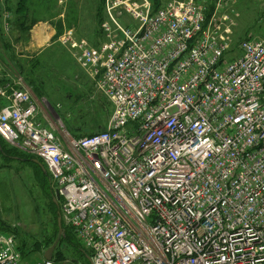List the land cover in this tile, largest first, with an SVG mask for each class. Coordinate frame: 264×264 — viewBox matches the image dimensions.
Listing matches in <instances>:
<instances>
[{
  "label": "built area",
  "instance_id": "obj_1",
  "mask_svg": "<svg viewBox=\"0 0 264 264\" xmlns=\"http://www.w3.org/2000/svg\"><path fill=\"white\" fill-rule=\"evenodd\" d=\"M241 1L105 0L98 48L66 32L114 106L102 133L59 139L0 87V137L43 161L92 264H264V38L232 46ZM17 246L0 234V264Z\"/></svg>",
  "mask_w": 264,
  "mask_h": 264
},
{
  "label": "rangeland",
  "instance_id": "obj_2",
  "mask_svg": "<svg viewBox=\"0 0 264 264\" xmlns=\"http://www.w3.org/2000/svg\"><path fill=\"white\" fill-rule=\"evenodd\" d=\"M4 1L8 3L12 0ZM246 1H241L237 7L239 18L230 36L232 46L244 39L264 38V25H260L264 13V0ZM92 2L93 0H85L81 29L78 28L80 22H76L79 34L76 33L77 30L76 32L70 30L74 32L78 41H86L89 44L93 41L102 42L103 36L100 30L105 20L104 7L95 19V11L90 7ZM30 8L32 13L28 23L45 19L42 17L43 5ZM52 10L54 8H51ZM2 14L0 10L1 37ZM20 16L23 19L25 15ZM89 17H92V23ZM27 35L20 34V41L27 42ZM41 51H36L34 54L27 53L25 57H21L23 72L18 73L25 79L33 93L38 110V121L43 126L57 131L54 133L56 136L68 131L75 138H84L104 132L114 106L100 92L97 82L89 72L78 64L74 52L58 43ZM2 146L3 152L8 157L4 158L0 155V234L15 236L18 247L24 248L25 254H29L24 257V261L34 264L43 259L42 254L45 251L44 248L40 252L36 251V246L45 247L50 241L55 242L59 233V231L55 233V216L45 188L42 187L44 178L51 183L50 175L48 172L45 174L40 167L29 161L16 160L18 151L11 145L2 142ZM18 156L25 155L18 152ZM56 226L59 230L58 224ZM71 233L74 235L73 232ZM76 240L77 238L75 243L82 248ZM58 250L60 255H57ZM82 250L84 251L83 248ZM78 254H80L79 249L76 252L72 247H64V245L60 247L59 244L54 257L57 256V264H76V262L89 264Z\"/></svg>",
  "mask_w": 264,
  "mask_h": 264
},
{
  "label": "crops",
  "instance_id": "obj_3",
  "mask_svg": "<svg viewBox=\"0 0 264 264\" xmlns=\"http://www.w3.org/2000/svg\"><path fill=\"white\" fill-rule=\"evenodd\" d=\"M0 1V10L3 13V23L1 24L2 37L0 36V87L10 84L14 88H19V86L22 85L29 89L30 87L26 84L24 85L21 76L18 75V73L20 74L19 70L23 64L20 58L25 57L27 53L34 54L36 51L41 50V52H43L56 45V43L60 44V39L66 32L77 30L76 22H80L78 28L81 29L83 26V23L81 24V15L86 3L85 0H12L8 3L4 0ZM54 1H57V3H54ZM92 3L90 7L95 11L96 19V16L98 18V15H100L101 8L104 7V0H93ZM36 5H43L42 17L45 19L28 23L25 17L29 18L31 16L30 13H32V11L30 7L35 8ZM51 8H54V10L51 11ZM20 15L25 16L22 19ZM5 19L6 21L4 22ZM88 19H90V23H92V17ZM28 26L31 28L27 35V42L23 43L22 40L20 41L19 35L22 34L23 29ZM76 33L79 34V30H77ZM99 43L100 42L97 43L93 41L92 45L90 42L91 46H97ZM16 50H18V52H16ZM21 71L23 72L22 68ZM33 101L35 103L34 96ZM2 107L3 103L0 100V111ZM2 142L5 141L0 137V155L6 158L8 156L3 152L4 148ZM4 147L8 152L6 146ZM18 152H16V160H26L40 167L35 163V161H39L38 159L29 156H27V158L25 157L26 155L21 152L19 153L25 156H18ZM39 162L45 166L43 161ZM45 252L46 250L44 253ZM44 253L42 254L43 257Z\"/></svg>",
  "mask_w": 264,
  "mask_h": 264
},
{
  "label": "trees",
  "instance_id": "obj_4",
  "mask_svg": "<svg viewBox=\"0 0 264 264\" xmlns=\"http://www.w3.org/2000/svg\"><path fill=\"white\" fill-rule=\"evenodd\" d=\"M27 20H28V18L27 17H25ZM24 21H25V19H24ZM26 22V21H25ZM24 26H25V24H24ZM30 26H28V27H26V28H24L23 29V31H22V33H26V34H28V32H29V30H30ZM101 32V31H100ZM21 68H22V66H21ZM21 68H20V70H19V72L22 74V71H21ZM23 70V69H22ZM25 80V79H24ZM26 82V81H25ZM42 187L43 188H45V192H46V196H47V198L50 200V207H51V210H52V212L54 213V216H55V233L57 234L58 233V229H57V218H58V216H57V213H58V208H57V206L55 205V203H54V201H53V198H54V191H53V187H52V184L51 183H49L48 182V180L46 179V178H44L43 180H42ZM48 189V190H47ZM63 228H64V231H65V236H64V238L61 240V243H60V247H62L63 245H64V247H72V248H74V250L76 251V252H78V249H79V252H80V254H78L79 255V257H84L87 261H88V259H87V257H88V255H89V253L84 249V251L82 250V248L77 244V243H75V236L71 233V232H73L71 229H69L68 227H66V226H63ZM71 231V232H70ZM56 238V237H55ZM56 240V239H55ZM77 241V240H76ZM54 242L53 241H50L45 247H42V246H36L37 248H36V251H41L42 250V248H44L43 250H48L51 246H52V244H53ZM78 245V246H77ZM19 249H20V251L22 252V254H23V256L24 257H26L27 255H29V254H25V250H24V248H21V247H19ZM60 249V248H59ZM58 253H57V255H60V252H59V250L57 251ZM42 253V252H41ZM44 253V252H43ZM62 255L64 256V254L62 253ZM54 259H55V261H57V256H55L54 257ZM75 262H76V260H74ZM73 261V262H74ZM88 263H89V261H88ZM76 264H79V262H76Z\"/></svg>",
  "mask_w": 264,
  "mask_h": 264
},
{
  "label": "water",
  "instance_id": "obj_5",
  "mask_svg": "<svg viewBox=\"0 0 264 264\" xmlns=\"http://www.w3.org/2000/svg\"><path fill=\"white\" fill-rule=\"evenodd\" d=\"M36 164H38L42 170L44 171L45 174H47V169L39 162V161H35ZM60 194L59 192H56L53 198V201L55 203V205L58 208V220H57V224H58V228H59V233H58V237L57 240L54 242V244L52 245V247H50L44 254V258L45 260H53L54 258V254L56 252V249L58 248L63 236H64V229H63V220H62V216H61V212L59 209V202H60ZM88 261L92 264V260L90 257H87Z\"/></svg>",
  "mask_w": 264,
  "mask_h": 264
},
{
  "label": "bare ground",
  "instance_id": "obj_6",
  "mask_svg": "<svg viewBox=\"0 0 264 264\" xmlns=\"http://www.w3.org/2000/svg\"><path fill=\"white\" fill-rule=\"evenodd\" d=\"M69 32V31H68ZM64 36V35H63ZM62 36V37H63ZM62 37H61V39H62ZM74 37H75V35H74ZM61 39H60V44H61V46H63L64 48H66V49H68V50H72L71 48H69V47H66L65 45H63V43H62V41H61ZM75 40H77V38L75 37ZM78 41V40H77ZM78 42H80V41H78ZM87 44H89V43H87ZM84 70H86V69H84ZM86 71H88V70H86ZM89 72V71H88ZM89 74L91 75V73L89 72ZM91 77H92V75H91ZM93 78V77H92ZM94 79V78H93ZM21 80L23 81V83H24V85L26 84V82H25V80H24V78L21 76ZM95 80V79H94ZM96 82H97V80H95ZM97 84V83H96ZM27 85V84H26ZM15 89H23V90H27V91H29L30 93H31V96H32V99H33V93H32V91L31 90H29V89H27V88H25V87H23L22 85H20L19 86V88L17 87V88H15ZM111 102V101H110ZM112 103V102H111ZM113 114V113H112ZM112 117V116H111ZM111 119V118H110ZM37 120H38V118H37ZM48 128V127H47ZM50 130H52L54 133L55 132H57V131H55V130H53V129H51V128H49ZM66 132H68V131H66ZM64 133L65 132H63V133H61V135H58L57 137L59 138V139H62V137H63V135H64ZM69 133V132H68ZM70 134V133H69ZM71 135V134H70ZM72 136V135H71ZM92 136V135H91ZM73 138H75L74 136H72ZM75 139H80V138H75ZM17 150V149H16ZM17 151H19V150H17ZM20 152V151H19ZM22 153V152H21ZM24 154V153H23ZM26 155V154H25ZM26 156H29V157H33V156H30V155H26ZM33 158H36V157H33ZM36 159H38L39 161H42V160H40L39 158H36ZM50 175V174H49ZM50 181H51V184H52V187H53V189H54V195H55V193L56 192H58L57 190H56V188H55V186H54V183H53V180H52V178H51V176H50ZM59 208H60V212H61V216H62V211H61V199H60V202H59ZM59 211V210H58ZM58 216V215H57ZM58 220V219H57ZM62 220H63V223H64V225L66 226V227H68L69 229H71L72 231H73V233H74V235L76 236V234H75V232H74V230L72 229V227H69L66 223H65V221H64V219H63V216H62ZM64 229V228H63ZM64 236H65V231H64ZM64 236H63V238H64ZM16 238V237H15ZM62 238V239H63ZM76 238H77V240H78V242H79V244H80V241H79V239H78V237L76 236ZM16 240H17V238H16ZM61 243V242H60ZM54 244V243H53ZM18 247V246H17ZM52 247V246H51ZM57 250V249H56ZM18 251L20 252V254L22 255V258H23V263L24 264H31V263H28V262H25L24 261V256H23V254H22V252L20 251V249H19V247H18ZM89 253V252H88ZM55 255V254H54ZM88 257H90L91 258V254L89 253V255H88ZM42 260H45V258L43 257V259ZM42 260H40V261H42ZM92 260V259H91ZM46 261H54V263L55 264H57V261H55V259L53 258V260H46ZM37 262H39V261H37ZM36 262V263H37ZM36 263H34V264H36ZM89 264H91L90 262H89Z\"/></svg>",
  "mask_w": 264,
  "mask_h": 264
}]
</instances>
